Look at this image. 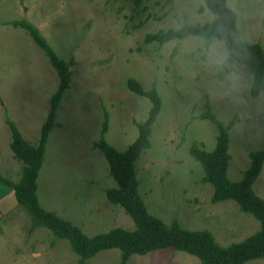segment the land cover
<instances>
[{
	"label": "rangeland",
	"instance_id": "obj_1",
	"mask_svg": "<svg viewBox=\"0 0 264 264\" xmlns=\"http://www.w3.org/2000/svg\"><path fill=\"white\" fill-rule=\"evenodd\" d=\"M237 13L242 40L264 50V0H227ZM203 0H0V174L16 180L20 160L8 146L6 114L21 135L35 143L57 75L43 50L20 26L3 22L24 18L70 65L69 85L55 108L36 177L38 202L88 234L112 226L132 227L131 218L109 202L103 188L114 185L92 139L99 136L124 149L137 134L149 106L146 96L129 89L126 79L154 85L160 105L148 133L149 146L133 161L138 191L149 212L165 222L176 218L189 229L206 228L220 244L256 230L258 220L232 199L211 202L212 186L200 180L201 163L189 154L192 141L210 149L216 127L198 114L206 106L227 129V176L237 179L248 151L264 148V90L248 93L251 72L237 65L215 75L226 55L221 40L204 44L198 35L158 43L145 32L208 20ZM175 46V51L171 52ZM264 199V158L252 182ZM67 239L55 236L18 204L11 187L0 182V264H77ZM119 249L103 248L84 264H117ZM125 264H199V259L170 246L132 253ZM243 264H264V256Z\"/></svg>",
	"mask_w": 264,
	"mask_h": 264
},
{
	"label": "trees",
	"instance_id": "obj_2",
	"mask_svg": "<svg viewBox=\"0 0 264 264\" xmlns=\"http://www.w3.org/2000/svg\"><path fill=\"white\" fill-rule=\"evenodd\" d=\"M132 1L138 4L141 0ZM203 3L211 12L208 20L195 23L184 22L177 27L157 28L154 31L145 32L143 41L155 40L162 43L169 39H180L186 35H198L204 44L221 40L226 48V55L215 75L222 78L237 65H243L251 72L248 93L258 94L264 90V50L261 44L242 40L236 25L237 13L228 5L227 0H203ZM3 22L26 30L55 69L57 81L48 97V108L40 124L35 143L24 138L14 122L4 114V122L9 130L8 146L12 156L20 160L21 166L16 180L0 174V182L11 187L16 202L31 215L33 224H43L55 236L67 239L71 250L78 256L77 264H84L86 258L100 249L111 247L119 249L117 264H125L132 253L143 254L166 246L195 255L199 259V264H243L248 259L264 256V199L252 188V182L263 162L264 148L249 150L247 165L242 169L241 175L237 179H230L226 172L230 157L227 151V129L232 118L226 123L217 119L210 111L207 100L204 101L206 108L198 114V117L207 118L215 125L214 145L210 149H204L197 142L192 141L188 152L202 165L203 174L200 180L209 182L212 186L210 201L227 198L234 200L239 210L250 213L258 220V228L240 240L220 244L212 232L206 228H185L176 218L165 222L148 211L138 191V179L133 161L150 144L148 133L150 124L158 112L160 98L154 85L144 88L133 77L126 79L127 87L139 95L146 96L149 101L145 118L137 123L136 136L124 149L114 148L103 135L107 129V112L103 110L99 136L91 141V147L101 152L107 164L108 173L115 182L114 185L103 188L104 195L109 202L122 207L131 218L132 227L115 225L88 235L78 225L61 217L54 210L41 206L36 194V177L43 159L48 130L55 123V108L64 89L69 85L70 65L73 63V58L69 56L65 60L60 57L28 20L13 18ZM175 49L174 46L171 52L173 53Z\"/></svg>",
	"mask_w": 264,
	"mask_h": 264
}]
</instances>
